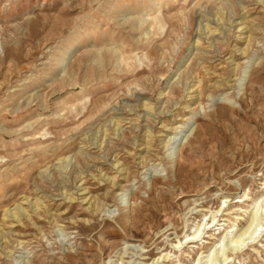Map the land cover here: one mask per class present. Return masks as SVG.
Masks as SVG:
<instances>
[{
  "label": "rangeland",
  "instance_id": "rangeland-1",
  "mask_svg": "<svg viewBox=\"0 0 264 264\" xmlns=\"http://www.w3.org/2000/svg\"><path fill=\"white\" fill-rule=\"evenodd\" d=\"M0 264H264V0H0Z\"/></svg>",
  "mask_w": 264,
  "mask_h": 264
}]
</instances>
